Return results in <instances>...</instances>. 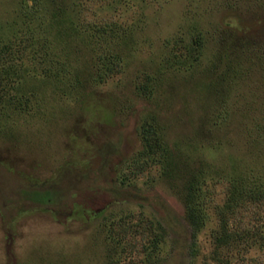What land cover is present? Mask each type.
Wrapping results in <instances>:
<instances>
[{
	"label": "rangeland",
	"instance_id": "1",
	"mask_svg": "<svg viewBox=\"0 0 264 264\" xmlns=\"http://www.w3.org/2000/svg\"><path fill=\"white\" fill-rule=\"evenodd\" d=\"M55 7L104 39L59 38ZM197 36L204 55L190 69ZM220 45L264 53V0H0V264H264L259 202L231 218L225 262L214 256L233 179L264 184V75L216 98L208 70ZM151 119L176 157L211 171L196 235L181 181L145 157ZM52 188L58 204L31 194Z\"/></svg>",
	"mask_w": 264,
	"mask_h": 264
},
{
	"label": "trees",
	"instance_id": "2",
	"mask_svg": "<svg viewBox=\"0 0 264 264\" xmlns=\"http://www.w3.org/2000/svg\"><path fill=\"white\" fill-rule=\"evenodd\" d=\"M50 25L52 28L57 29L59 32V38L65 40H80L83 43L92 41V38L104 39L101 35H92L88 30H80L71 16H69L67 9L61 7H55L52 11V19ZM116 34V33H113ZM130 34L123 32L121 37V44L127 46L129 43ZM99 42V41H98ZM246 46V45H245ZM217 49L213 55V60L210 63L208 72L210 74H218L214 83L210 85V91L216 96V98L225 100L230 92L234 89V86L238 83L237 79L242 75L256 74V70L260 69V74L264 75V53L261 54L257 51L258 49H249L248 47H241V50H232L229 48ZM204 42L200 36H197L187 47L189 56V67L194 69L199 66L201 59L204 55ZM226 52H232L227 54ZM224 56L228 57L224 59ZM261 62L257 66L252 64ZM110 60L107 58L105 62L98 66L96 69L88 71L86 81L92 83L97 78H101L102 71L109 69ZM224 64V70L220 71V65ZM251 64V65H250ZM255 67V68H254ZM254 68V69H253ZM257 68V69H256ZM85 70V69H84ZM81 70L77 72L76 83L80 84L82 75L86 72ZM59 82V81H58ZM56 82V86H57ZM252 104V103H251ZM250 104V105H251ZM244 116H247L245 114ZM155 119V118H154ZM151 119L145 127V157L149 159H155L159 157L163 164L162 176L171 180H179L182 185V198L186 207V219L190 224L194 235L203 228L206 219V206L209 199L205 195L204 187L211 174L209 166L203 162L193 166L181 157H176L174 153L168 147L166 139L163 135V131L158 122ZM187 158V157H186ZM153 159V160H154ZM242 177V176H240ZM239 178L233 179V183L230 184V197L227 203L218 212L220 217V228L216 233L215 244L217 246L214 256L216 260L224 263V259L218 255V251L229 249L231 243L237 240L236 234H233L231 230L230 220L235 216L237 210L243 205L250 202H259L264 204V184H258L257 181L251 180L250 178ZM34 199L39 203L44 204H58L61 199V195L54 191L53 188L40 192L34 190L31 192ZM61 202V201H60ZM161 228V226H159Z\"/></svg>",
	"mask_w": 264,
	"mask_h": 264
}]
</instances>
